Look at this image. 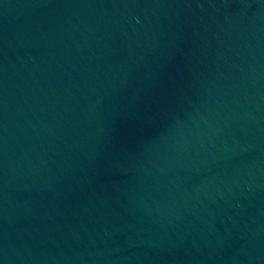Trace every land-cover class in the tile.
<instances>
[{"label": "water", "instance_id": "95a60500", "mask_svg": "<svg viewBox=\"0 0 264 264\" xmlns=\"http://www.w3.org/2000/svg\"><path fill=\"white\" fill-rule=\"evenodd\" d=\"M0 264H264V0H0Z\"/></svg>", "mask_w": 264, "mask_h": 264}]
</instances>
